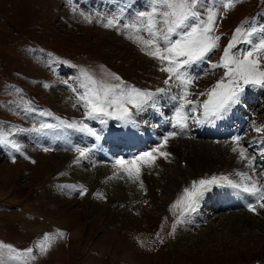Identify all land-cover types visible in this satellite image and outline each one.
<instances>
[{"label":"rangeland","instance_id":"374dc122","mask_svg":"<svg viewBox=\"0 0 264 264\" xmlns=\"http://www.w3.org/2000/svg\"><path fill=\"white\" fill-rule=\"evenodd\" d=\"M150 2L0 0V132L8 133L9 139L21 146V151L17 152L10 145L0 144V243L17 250L35 249L37 242L42 240L37 234L39 229L65 234L63 238L54 239L46 254L36 252L37 259L29 264H133L125 258L123 249H132L136 253L135 247L145 256H141L142 259L136 256L135 264H264V208L257 213H248L243 221L240 218L246 210L228 209L233 206L225 210L222 209L224 206L199 205L196 212L183 218H180L179 207H171L193 181L212 176H227L231 180L238 177L235 173L241 165L235 157L236 161L229 165L230 172L208 173L204 170L194 178L187 176L189 168L205 165V156L199 155L198 147L210 149L215 142H221L222 152H226L223 155L231 158V154H227L231 149L226 146L233 143L229 139L231 136L215 140L195 132L187 137L176 135L161 148L169 154L168 159L160 157L163 159L155 161L158 164L143 166L139 180L129 179L119 165L114 167L116 159L110 163L104 156L95 155L116 149L113 146L119 142L117 150L125 149L124 141L118 139L120 136H125V141L130 144L129 150L133 152L128 154L129 157H136L146 152L145 149L150 152V147H155L160 136L156 116L164 114L170 101L179 102L183 93L177 81L164 84L168 73L160 71V62L141 51L142 46L133 42L129 30L122 27L135 22L137 13L150 10ZM216 3L219 6L222 0H216ZM112 15L121 17L120 27H103L105 18ZM253 24L264 27V0H239L218 16L214 34L221 38L219 47L199 67L191 64L185 70L193 79L188 99L195 102L192 106L197 110L192 115L203 113L200 105L207 95L200 93H207L224 77L225 69H214L212 65L219 64L236 28H248ZM141 35L148 38L146 32ZM259 35L253 40H258ZM249 47L241 43L233 51ZM145 63L149 72L156 73L155 80L142 69L141 65ZM82 70L108 83H119L108 75L115 73L125 85L153 93L157 88L168 91L156 94L155 107L145 106L140 113L131 109L134 124L127 126L111 118H103L107 122L102 124L100 119L87 118L86 108L78 99L84 91L80 86ZM242 100L252 119L250 128L243 129L240 136L244 142L241 145L249 154H257L253 144L264 140V132L256 131L264 128V89L246 86ZM27 108L32 111H26ZM41 112H50L52 116L40 115ZM57 117L67 122L88 124L100 139L72 129L34 130L41 123H58ZM164 118L168 119L167 116ZM148 132L155 134L152 143L147 141L149 146L135 153L137 144L149 138ZM104 135L105 139L101 141ZM110 139L115 141L111 143ZM106 144L112 148H107ZM77 147L88 149V154L83 157L87 160L80 161V165L79 161H71L79 156ZM45 148L50 150L44 151ZM261 155L252 167L256 173L264 175V171L258 169L264 160ZM107 167L113 171L108 178L97 176L103 179L98 182L94 175L99 169L106 172ZM175 171H186V177L175 178ZM168 175L177 179L174 181L177 185L174 193L166 195L165 187L170 183ZM251 176H255L253 172ZM82 189H87L83 195ZM231 189L221 187L225 193ZM155 195L156 202H153ZM192 215L198 216V224L182 229L181 223ZM178 219L182 222L177 223ZM24 222L30 225L25 227ZM72 232H77L75 240L70 238ZM4 258L7 259V250Z\"/></svg>","mask_w":264,"mask_h":264},{"label":"snow or ice","instance_id":"6c2138e0","mask_svg":"<svg viewBox=\"0 0 264 264\" xmlns=\"http://www.w3.org/2000/svg\"><path fill=\"white\" fill-rule=\"evenodd\" d=\"M237 2L239 0H222L218 6L216 0H208V2L206 0H151L150 10L137 13L135 22L122 25L123 28L129 30V38L142 46L141 51L160 62L162 65L160 71L168 73V79L164 81V84L169 85L174 80L183 89L180 96L181 103L175 114V126L180 128L187 126L186 122L189 117L184 109L195 104L193 100L188 99L191 95L188 89L192 85L193 79L187 75L185 69L193 63L204 61L210 53L219 47L221 38L214 34L218 16L222 11L231 9ZM120 20V16L112 15L105 18L102 26L119 28ZM141 32H146L148 38H144ZM258 33L260 34L259 39L254 41L253 37ZM241 43L250 47L247 50L237 49L234 52L233 49ZM212 68L225 69L224 77L207 93H200V95H207V99L200 105L203 108V113L202 118L196 120V123L199 124H214L216 121L224 119L235 106L242 104L246 86L264 89V27H257L253 24L248 28H236L232 40L224 48L219 64H213ZM81 75L83 81L80 86L84 91L78 96V99L83 102L86 108L87 118L100 119L102 124L107 122L103 118L115 119L124 124H134L131 109L140 112L144 110L145 106L155 107L154 97L156 94L168 91L166 88H157L153 93L125 85L115 73H108V75L119 83L97 80L87 70H82ZM73 91L75 92L76 89ZM150 101L152 104H149ZM196 110L195 106L191 109L193 112ZM26 111H32V109L27 108ZM40 115L52 116V113L41 112ZM55 119L58 123H41L40 127L34 130L41 132L72 129L100 139L97 132L82 121L67 122L58 117ZM256 131L264 132V128H257ZM175 136V132L170 133L163 138L157 148L133 157L131 160H117L114 167L119 165L129 179L139 180L143 166L152 167L157 158L166 159L168 157L169 154L161 151V148L166 147L167 141ZM241 139L240 136L232 138L234 145L232 151L238 152L239 158L247 160L248 166H252L255 157L247 156V150L241 145ZM0 144L10 145L17 152L21 151V146L9 139L8 133L0 132ZM49 150L48 148L44 149V151ZM75 150L79 153V158L88 154V149L85 148L77 147ZM79 158L76 162L79 161ZM237 175L244 182H234L227 176H212L208 179L193 181L190 187L183 190V194L171 206L172 209L180 208V218L196 212L205 195L211 192L214 186L241 189L255 197L259 207L264 208V186H259L258 182L253 181L246 173L239 172ZM141 187H143L142 184ZM86 191L87 189H82L81 195ZM100 198H103L102 195ZM247 207L249 211L255 212L256 210L254 204L250 203ZM181 222L182 219L177 220V223ZM173 229H175V225H173ZM64 235L60 231L55 234L46 233L42 240L37 242L35 249L17 250L11 245L0 243V264H13V262L29 264V261L37 259L36 252L40 255L46 254L54 239L56 237L63 238ZM5 250H7V259L4 258Z\"/></svg>","mask_w":264,"mask_h":264},{"label":"bare ground","instance_id":"6f19581e","mask_svg":"<svg viewBox=\"0 0 264 264\" xmlns=\"http://www.w3.org/2000/svg\"><path fill=\"white\" fill-rule=\"evenodd\" d=\"M141 65V64H140ZM147 64L145 63V64H143V65H141V67H142V69L146 72V71H148L147 69H148V67L146 66ZM147 73V75L151 78V79H154L155 80V78L157 77V75H156V73L155 72H146ZM168 100V99H167ZM203 111V110H202ZM138 113H140V112H138ZM228 118H230V116H226L224 119H228ZM128 125H130V124H127V126ZM107 126V125H106ZM204 127H205V125H199V126H196V128L194 129L195 131H197L198 133H200L201 131H203L204 130ZM139 135V134H138ZM125 137V136H124ZM124 137H122V136H120L118 139H120V140H123V141H125V139H124ZM111 140V139H110ZM109 140V142H111V143H113L115 140H111L110 141ZM140 141V140H139ZM179 142V141H178ZM215 142V141H214ZM227 142V141H226ZM121 142H119V144H120ZM241 143H242V141H241ZM249 143V142H248ZM118 144V145H119ZM177 144V143H176ZM207 144V143H206ZM209 144V143H208ZM207 144V145H208ZM222 143L221 142H215V144H213V145H211V148L209 149V148H205V147H198L199 149L197 150L198 151V153H199V155H201V156H205V159H206V162L204 163L205 165H198L197 166V168H193V167H191V168H189V171L188 172H190L189 174H187V176H189V178L191 179V178H194L196 175H199L200 173H201V171H204V170H206L205 172H212V171H214V172H223L224 170V172L223 173H226V172H230V171H232V169L230 168V166L229 165H231V163H233L234 161H236V160H239V165H241V167H239L237 170H236V173L235 174H237V173H239V172H243V173H246V174H248L251 178H252V180L253 181H256V182H258V185L259 186H264V175L263 174H258V173H256L255 172V170L253 169V167L251 166H248V161L247 160H241L240 158H239V153L238 152H233L232 151V147L234 146L233 145V143L232 144H229V145H226V146H228L227 147V149H231V152H229V151H227V154L228 155H230V157L233 159H231V158H225V156L223 155V154H225L226 152H222V149H224V147L223 146H220ZM224 144V143H223ZM242 144H244V142L242 143ZM246 145H247V143H245ZM250 144V143H249ZM248 144V145H249ZM107 145V144H106ZM118 145H114L113 147H116V149H117V147H118ZM147 146H149V145H143V147L142 148H146ZM178 146V145H177ZM197 147V146H196ZM107 148H109V149H111L112 148V146H110V145H107ZM218 148V149H217ZM185 149V148H184ZM113 150H115V148L113 149ZM113 150H111L112 152H113ZM147 150V152H148V149H146ZM174 150V149H173ZM176 150V149H175ZM111 151H106L108 154H109V152H111ZM141 151H143V149H141ZM207 151H209L208 153H207ZM212 151H214L213 153H212ZM258 152V151H257ZM143 153V152H142ZM260 152H258L256 155L254 154V153H252V154H249L248 152L246 153L247 154V156L249 157V158H251V157H255V161L258 159V158H260V155L261 154H259ZM213 155H216L217 157H215V158H213ZM51 156H53V155H51ZM262 156V155H261ZM228 157V156H227ZM234 157H235V159H234ZM68 158V157H67ZM79 158V156L77 157V158H74V159H72L71 161L73 162V163H76V161H77V159ZM160 159H163V158H160ZM168 159V158H167ZM227 159V160H226ZM67 160V159H66ZM84 160H87L86 158H83L82 160H81V158H79V162H78V164L79 163H81L82 161H84ZM166 160V159H165ZM70 161V162H71ZM81 161V162H80ZM163 161V160H162ZM157 163V162H156ZM155 163V164H156ZM158 164V163H157ZM80 165V164H79ZM72 166V165H71ZM76 167V166H75ZM104 168V167H103ZM107 169V171H109V173L106 171V172H104V173H102V172H100V170L101 169H99V170H97V174L96 175H94L95 176V178H98V177H102V178H108L107 176H108V174H110V172L111 171H113L111 168H106ZM105 169V170H106ZM109 169V170H108ZM197 169V170H196ZM252 169V170H251ZM74 170V169H73ZM148 170V169H147ZM116 171V170H115ZM142 171V170H141ZM148 172V171H147ZM251 172H253L254 173V175L255 176H251ZM115 173V172H114ZM186 171H175L174 172V177L175 178H177V176H185L186 177ZM116 174V173H115ZM216 174V173H215ZM229 174V173H228ZM88 175H91V174H88ZM145 175V174H144ZM171 175H172V173H171ZM92 176V175H91ZM98 176V177H97ZM141 176V175H140ZM174 177H171V176H169L168 175V178H170V183H168V185L165 187V194L167 195L168 193H174V191H175V185H177V183L176 184H174V181H176L175 180V178ZM232 177V176H231ZM99 179V181L98 182H102V180L103 179H100V178H98ZM234 182H237V183H242V182H244V181H242L241 180V177L238 175V177H236L235 176V178H234V180H233ZM168 182V181H167ZM250 183V182H249ZM96 189V188H95ZM174 190V191H173ZM226 190V189H225ZM225 190L224 191H222L221 190V187H215L214 186V188H212V191L211 192H209V193H207L206 195H205V197H204V199L201 201V203H200V205L203 207V206H212L213 208H221V207H219V206H224V208L225 207H228V206H230V207H232L233 206V202L234 201H240L239 199H237V197H236V193H238L239 191V194L240 195H243V196H245L246 198H249V196L251 197V199L246 203V206H248V204H254L255 202H256V199H255V197H253V196H251L249 193H246V192H243L241 189H231L229 192H226L225 193ZM153 194V193H152ZM209 195V196H208ZM220 196V198H218L217 196ZM152 199H153V202L155 201L156 202V195L155 196H152ZM254 199V200H253ZM152 205V204H151ZM255 205V208H256V210H255V212L257 213V212H259V210H260V207H259V205L258 204H254ZM245 206V207H246ZM224 208H222V209H224ZM243 211L244 210H246V211H244L243 213H242V215H241V218H240V220H243V221H245V219L247 218L246 216H247V214L248 213H254L253 211H250L249 212V210H248V207H246V208H244V206H243V209H242ZM264 215V214H263ZM145 216V215H144ZM246 217V218H245ZM263 217V216H262ZM188 219L187 220H184L182 223H181V225H180V227L182 228V227H184V226H186V225H196V224H198V222H197V220L199 219L198 218V216L196 215H192V216H188L187 217ZM245 218V219H244ZM249 218V217H248ZM251 218V217H250ZM27 221V220H26ZM187 221V222H186ZM248 221V220H247ZM250 221H251V219H250ZM146 222V221H145ZM197 222V223H196ZM249 222V221H248ZM245 223V222H244ZM139 225H140V223H138ZM144 224H146V223H144ZM27 225H30V223L29 222H24V226L26 227ZM241 225V224H240ZM23 226V225H22ZM142 226V225H141ZM140 226V227H141ZM188 227V226H187ZM240 227V226H239ZM41 228V227H40ZM58 228V227H57ZM123 228V227H122ZM26 229H28V230H30L31 229V231H33V229L32 228H26ZM38 229V228H37ZM42 229V228H41ZM143 229V228H142ZM183 229V228H182ZM185 229V228H184ZM42 230H44V229H42ZM42 230H38L37 232V234H39L41 237L40 238H43V236H44V234H46V233H50L51 232V230L50 231H47V232H45V231H42ZM58 230V229H57ZM56 230V231H57ZM42 231V232H41ZM124 231V230H123ZM35 233H36V231H34ZM139 232H140V230H139ZM182 232V231H181ZM54 233V232H53ZM73 233V232H72ZM123 233V232H122ZM121 233V234H122ZM144 233V232H143ZM133 234V233H132ZM38 236V235H37ZM71 237V240L73 239V240H75L76 239V237H77V232H74L72 235H70ZM126 236V235H125ZM135 236V235H134ZM130 238V237H129ZM39 239V238H38ZM182 239H184V237L183 238H181V240ZM186 239V238H185ZM57 240V239H56ZM134 241V240H133ZM130 244V243H129ZM103 245V244H102ZM129 248V247H128ZM135 251H136V253L131 249H123V254L125 255V258H128L127 260H132L133 261V264H135L134 263V260L135 259H137V257L136 256H138V258H140V259H142L141 258V256H144V254H143V252L142 251H138V250H136V247H135ZM145 253V252H144ZM145 257V256H144ZM130 263H132V262H130Z\"/></svg>","mask_w":264,"mask_h":264},{"label":"crops","instance_id":"0c3cea01","mask_svg":"<svg viewBox=\"0 0 264 264\" xmlns=\"http://www.w3.org/2000/svg\"><path fill=\"white\" fill-rule=\"evenodd\" d=\"M26 229V228H25Z\"/></svg>","mask_w":264,"mask_h":264}]
</instances>
